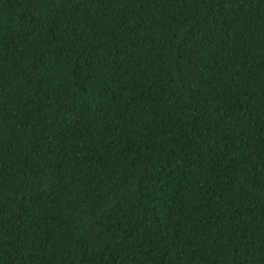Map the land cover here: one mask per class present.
I'll list each match as a JSON object with an SVG mask.
<instances>
[{
  "label": "trees",
  "instance_id": "trees-1",
  "mask_svg": "<svg viewBox=\"0 0 264 264\" xmlns=\"http://www.w3.org/2000/svg\"><path fill=\"white\" fill-rule=\"evenodd\" d=\"M0 264H264V0H0Z\"/></svg>",
  "mask_w": 264,
  "mask_h": 264
}]
</instances>
